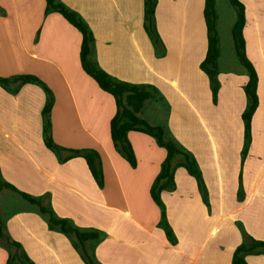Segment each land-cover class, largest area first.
I'll use <instances>...</instances> for the list:
<instances>
[{
	"label": "crops",
	"instance_id": "1",
	"mask_svg": "<svg viewBox=\"0 0 264 264\" xmlns=\"http://www.w3.org/2000/svg\"><path fill=\"white\" fill-rule=\"evenodd\" d=\"M59 1L88 24L95 39L93 59L101 69L127 83L158 88L167 108L166 124L141 118L164 124L194 155L210 205L205 206L195 179L177 168L174 189L160 192L177 239L170 244L149 192L165 159L164 148L148 134L128 132L134 168L115 150L109 130L114 98L82 69L81 33L60 15H45V0H0V76L34 74L49 86L54 96L53 141L66 149L95 150L103 187L96 185L83 157L59 162L45 146L41 109L46 95L31 82L14 94L0 85L2 180L42 197L57 217L106 234L105 240L92 244L100 264H231L235 247L243 241L238 222L249 236L264 240V0H239L245 8V53L258 75L259 100L241 169L242 200L237 190L248 78L243 65L234 64L233 42L232 59L227 67L222 65L224 48L217 30L220 90L212 103L208 78L199 68L208 49L204 0H157L155 23L166 47L163 56H156L143 30V0ZM190 124L196 134L189 136ZM108 188L116 193L109 194ZM17 198L24 200L9 187L0 188V221L10 240L19 243V256L22 251L34 264H85L71 239L48 227L47 216L36 204L22 205ZM4 201L21 207L7 209ZM14 248L0 236V264H6ZM245 260L264 264V254Z\"/></svg>",
	"mask_w": 264,
	"mask_h": 264
},
{
	"label": "trees",
	"instance_id": "2",
	"mask_svg": "<svg viewBox=\"0 0 264 264\" xmlns=\"http://www.w3.org/2000/svg\"><path fill=\"white\" fill-rule=\"evenodd\" d=\"M229 4L235 8L236 20L231 28V36L236 48V57L238 61L243 65L247 73V82L244 87V94L246 97V107L241 113V119L244 123L243 129V147L241 151V161L244 164V159L247 155L249 145L251 143V118L258 107V75L250 60L246 56V46L244 37L242 34L243 26L245 24L244 13L245 8L239 0H228ZM157 0H143V30L147 33L152 45L155 48V54L157 56H163L166 50L165 45L159 35L156 23ZM45 15L58 14L67 23L73 26L81 33V49H79V59L82 69L92 78L95 83L104 92L110 93L115 101L116 110L112 118L110 119V137L115 150L130 164L132 168L137 165L134 152L127 139V133L130 131L141 132L152 136L156 143L163 147L166 156L163 159L159 172L154 178L150 186V196L152 200L160 208V218L158 224L162 227V230L166 238L170 241V244L177 243V239L169 226L163 199H161V190H173L174 173L177 168H185L191 175L197 184L205 206L208 208L210 202L208 200L207 189L202 177L200 165L195 159L194 155L185 147L183 148L173 136L165 129V125L152 124L147 120L142 119L138 113L146 102V100L155 98V96L161 98L162 96L158 92V88L152 84H131L127 81L119 80L109 73H106L101 69L98 63L93 59L94 43L95 39L88 24L83 18L74 10L68 9L59 0H45ZM204 12L203 18L205 22L207 46L208 49L204 58L199 63V68L207 76L210 88L212 103H216L217 93L220 90V84L217 79V58L219 56L218 35L216 31L217 11L215 8V0H204ZM0 15H4V11L0 9ZM35 83L45 92V103L41 109L42 117V135L45 146L50 150L58 159L59 162H65L70 157L81 156L87 162L88 169L99 188L103 187V174L99 160L98 153L93 149L87 148H63L57 145L51 136L50 124V112L54 103V96L49 86L39 77L34 74L30 75H17V76H0V85L7 88L11 93H16L18 89L26 83ZM241 172L239 174V185L237 190V197L243 199L242 179ZM6 186L14 192L18 193L24 200L29 203H34L38 206L39 211L47 216L48 227L52 230H58L71 239V243L79 253V256L85 264H100L94 256L93 246L94 242L105 240L106 234L95 229H82L75 225L70 219L59 218L50 207V205L44 204L43 198L39 196L29 195L18 191L15 187L11 186L8 182H5L1 178L0 174V188ZM241 237L243 241L238 244L231 257V264H247L245 257L247 255H262L264 254V240H258L249 236L243 229L240 222L237 223ZM0 236L5 241L15 247L20 248L19 243L10 240L4 230V225L0 221ZM16 256V254L14 255ZM17 260L20 264H34V262L28 259V257L21 251L20 256H17ZM15 257L10 256L6 264H14Z\"/></svg>",
	"mask_w": 264,
	"mask_h": 264
},
{
	"label": "rangeland",
	"instance_id": "3",
	"mask_svg": "<svg viewBox=\"0 0 264 264\" xmlns=\"http://www.w3.org/2000/svg\"><path fill=\"white\" fill-rule=\"evenodd\" d=\"M216 1H217L216 11L218 9V11L216 13V15L218 14V23L216 21V28H217L216 31L218 30V33L220 35L221 45H223V48H224V51H223L224 61L222 62V65L227 67L229 60H231L233 58L234 64L238 67H241L242 65L239 63V61L236 57V53H235V58L231 56V53L234 52V49H233V45H232L233 39H232L231 34L229 33V28H232V26H233L232 24H234L233 22H234V20H236L237 11L235 10L234 7H232L229 4L228 0H216ZM142 26H143V24H142ZM230 32H231V29H230ZM149 41H150V39H149ZM230 57H232V58H230ZM159 99H160L159 97L155 96V98H151V99L146 100V102L141 107L138 115L140 117L143 116L144 118H147L152 123H156V122L165 123V118L167 115V108L165 106V103H163V101L161 102ZM195 128L196 127L193 124L188 125V128H187L188 131L187 132H188L189 136L196 134ZM169 133H170V131H169ZM242 147H243V145H242ZM241 151H242V149H241ZM241 151H240V160H241ZM244 163H245V161H244ZM243 166H244V164H242V161H241V167H240L241 175H242L241 169ZM240 172H239V174H240ZM238 178H239V176H238ZM241 179H242V176H241ZM108 192L111 195H114L116 193V191L115 190L112 191L111 188H108ZM136 194H140V193H136ZM13 199H15V198H13ZM17 199H19V201H24L21 203L22 205L28 204V202L25 200H22L20 198H17ZM117 200H118V205L122 206L124 204V202L122 200H120L118 197H117ZM4 204H5V207L7 209L9 207L10 208L13 207V210H17L16 208L21 207L19 205L20 203L16 206H12L11 204L9 206V201H4ZM157 208H159L158 205H157ZM141 209H143V208H141ZM133 210H134V208H133ZM159 210H160V208H159ZM144 211H146V210H144ZM13 252L16 253V256H14L15 253H13ZM18 253H19L18 250L16 248H14L11 256L15 257V260H17ZM14 264H17V262L14 261Z\"/></svg>",
	"mask_w": 264,
	"mask_h": 264
}]
</instances>
